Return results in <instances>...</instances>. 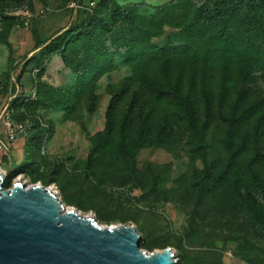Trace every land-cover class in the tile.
<instances>
[{"label":"trees","instance_id":"16d2710c","mask_svg":"<svg viewBox=\"0 0 264 264\" xmlns=\"http://www.w3.org/2000/svg\"><path fill=\"white\" fill-rule=\"evenodd\" d=\"M92 1L97 3L90 7L89 2L85 18L48 41L36 38L38 52L24 60L17 76L16 61L9 57L5 74L15 78L17 85L23 87L26 66L33 64L35 72L31 75L33 92H23L9 104L13 118L17 114L16 121L26 125L28 134L25 159L21 164L12 163L11 176L28 172L33 183L42 179L37 164L45 159L43 147L53 135V126L42 125L35 118L36 110L60 109L65 119L83 104L88 112H95L99 104L95 78L118 68L117 58L131 67L132 78L119 89L111 87L106 126L92 138L87 166L94 171L123 167L134 174L138 150L152 146L187 145L193 162L198 157L205 159L209 119L198 122L191 93L184 90L183 73L176 70L189 68L190 90L195 72H199L208 112L215 75H219L223 93L251 81L255 72L264 69V0H170L153 11L137 3ZM0 19H15L6 14L4 0H0ZM167 27L179 31L178 42L169 37L164 45L156 44L155 39L162 38ZM55 55L74 73L67 86H53L43 79ZM136 82L139 86L128 95ZM180 114L185 124L178 120ZM221 116L228 123L223 140L227 167L214 174L207 165L195 177L193 212H199L205 196L223 191L264 230V175L256 168L264 163V153L255 152L249 136L241 131L252 122L256 138L264 141V108L237 104L229 113L221 111ZM182 264L195 263L185 258Z\"/></svg>","mask_w":264,"mask_h":264},{"label":"rangeland","instance_id":"374dc122","mask_svg":"<svg viewBox=\"0 0 264 264\" xmlns=\"http://www.w3.org/2000/svg\"><path fill=\"white\" fill-rule=\"evenodd\" d=\"M167 1L170 0H118L121 4L137 3L146 11H153L155 6ZM89 2L92 0H4L6 14L15 19H0V116L8 107L12 119L20 123L16 121L19 120L17 114L13 118L9 104L23 92H33V64L26 66L21 87L5 74L9 57L16 61L17 76L24 60L34 53L36 38L48 41L85 18L90 11L87 8ZM78 3L82 7L76 9L74 4ZM26 21L29 26L22 24ZM178 32L167 27L165 35L155 42L164 45L169 37L178 42ZM116 62L118 68L95 78L99 102L95 112H88L83 104L70 119H65L64 111L60 109L36 110L35 118L42 125L53 126V135L43 147L45 159L37 164V171L42 175L37 183L53 186L62 199L65 197L66 204L82 215L96 217L104 226H136L142 236L143 250L171 247L181 260L180 264L185 258L195 264H264L263 228L247 217L223 191L205 196L199 212H193L195 177L201 175L207 165L214 174L227 167L223 140L228 123L222 118L221 111L229 113L237 104L240 108L251 104L264 108V69L255 72L251 81L239 83L225 93L219 88V75H215L211 84L210 112L204 105L199 72H195L190 90L189 68L176 70L183 73L184 90L191 93L198 122L201 124L209 119L206 137L209 148L205 159L198 157L193 162L187 145L152 146L138 150L134 174L123 167L94 171L87 166V161L93 136L106 126L111 87L121 88L131 81L133 74L123 59L117 58ZM71 74L59 59H54L45 80L57 86L66 82L69 85L74 78ZM138 86V82L134 83L128 95ZM177 118L181 124L186 123L184 115ZM22 130L11 152L0 149V168L12 170L4 182L5 188H11L19 181L34 184L28 172L11 176L12 163L21 164L27 153L25 124ZM241 131L249 136L255 152L264 153V141L256 138L252 122L242 126ZM256 168L264 175V163Z\"/></svg>","mask_w":264,"mask_h":264},{"label":"water","instance_id":"95a60500","mask_svg":"<svg viewBox=\"0 0 264 264\" xmlns=\"http://www.w3.org/2000/svg\"><path fill=\"white\" fill-rule=\"evenodd\" d=\"M0 168V264H180L171 247L143 250L136 226H104L68 210L50 186L15 182Z\"/></svg>","mask_w":264,"mask_h":264},{"label":"built area","instance_id":"2783aa9c","mask_svg":"<svg viewBox=\"0 0 264 264\" xmlns=\"http://www.w3.org/2000/svg\"><path fill=\"white\" fill-rule=\"evenodd\" d=\"M96 3V1L90 2V7L95 6ZM74 6L76 9L82 7L79 3L74 4ZM25 25L29 26V23L26 21ZM22 129L23 124L15 122L10 116L8 107H6V109L0 116V149L5 151L6 153L11 152L12 146L17 140V136Z\"/></svg>","mask_w":264,"mask_h":264},{"label":"crops","instance_id":"0c3cea01","mask_svg":"<svg viewBox=\"0 0 264 264\" xmlns=\"http://www.w3.org/2000/svg\"><path fill=\"white\" fill-rule=\"evenodd\" d=\"M36 42V41H35ZM34 48H35V45H34ZM36 52H38V50H35L34 51V53H36ZM33 53V54H34ZM57 56H60V55H55L52 59H51V61L49 62V64H48V68H47V71H46V73H45V75H44V80H45V76H46V74H47V72H48V70H49V67L51 66V63H52V61L55 59V60H57V59H59L61 62H62V64H63V66H64V68L65 69H68L65 65H64V62H63V60H62V58H61V56H60V58H58ZM69 71H70V74L71 75H73V77H74V73L70 70V69H68ZM74 79V78H73ZM46 81V80H45ZM47 82V81H46ZM47 83H49V82H47ZM49 84H51V85H53V86H57V85H54V84H52V83H49ZM67 84H68V82H66L65 84H63V85H59V86H67Z\"/></svg>","mask_w":264,"mask_h":264},{"label":"bare ground","instance_id":"6f19581e","mask_svg":"<svg viewBox=\"0 0 264 264\" xmlns=\"http://www.w3.org/2000/svg\"><path fill=\"white\" fill-rule=\"evenodd\" d=\"M34 184H38V183H34ZM53 191H55L57 194H58V192L56 191V189L52 186V187H50ZM58 196H59V194H58ZM59 198L62 200V202L64 203V200L59 196ZM64 205L66 206V208L68 209V210H71V209H75L74 207H71V206H67L65 203H64ZM76 210V209H75ZM89 216H91V215H89Z\"/></svg>","mask_w":264,"mask_h":264}]
</instances>
